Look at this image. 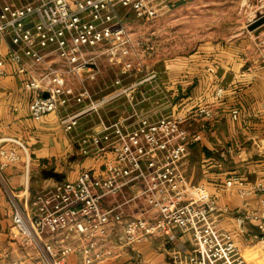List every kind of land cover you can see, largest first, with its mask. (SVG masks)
Masks as SVG:
<instances>
[{"label": "built area", "instance_id": "1", "mask_svg": "<svg viewBox=\"0 0 264 264\" xmlns=\"http://www.w3.org/2000/svg\"><path fill=\"white\" fill-rule=\"evenodd\" d=\"M159 2L31 0L23 6L0 4V37L10 35L14 44L7 54L0 50V79L7 73L8 62L29 75L28 85L35 92L29 107L35 120L68 107L71 100L89 99L88 105L60 117L66 131L77 128L87 111L119 94L130 105L140 106L145 97L135 99L132 93L146 81L160 87V75L155 70L147 72L141 60L133 61L136 46L118 12L123 6L134 8L140 16L153 14ZM255 13L248 24L264 15V2ZM258 47L264 53V35ZM115 52L125 56L115 90L96 102L88 88L76 92L69 76L88 70L89 78H95L100 72L99 57ZM133 71L144 77L124 83ZM223 93L219 87L217 94ZM195 113L207 120L216 115L208 104L199 105ZM232 115L237 118L239 110H232ZM187 120L188 115L174 111L157 117L129 115L110 123L102 120V128L83 135L79 144L86 156L102 158L103 167L84 169L76 179L58 182L33 196L27 185L23 195L8 183L2 169L19 160L20 154L16 148L3 149L0 182L13 207L17 242L25 251L14 264H68L73 253L82 256L83 264H100L135 243L176 230L190 232L195 246L188 255L176 251L177 264H245L233 235L219 224L217 196L205 183L188 180L183 159L203 135L190 131ZM11 140L27 150L22 141ZM235 184H240L243 195H261L263 208L238 215L237 223L242 228L247 221H256L264 239V180L249 186L233 174L225 187ZM141 205L142 212L130 213Z\"/></svg>", "mask_w": 264, "mask_h": 264}, {"label": "crops", "instance_id": "2", "mask_svg": "<svg viewBox=\"0 0 264 264\" xmlns=\"http://www.w3.org/2000/svg\"><path fill=\"white\" fill-rule=\"evenodd\" d=\"M30 1L0 0V4L23 6ZM244 1L255 9L264 2ZM248 25L238 22L220 31L209 30L196 48L166 58L163 68L157 71L159 83L170 92L172 111L188 115L186 127L203 135L183 159L189 182L205 183L210 193L217 196L221 207L219 224L233 235L244 263L264 264V239L258 223L247 221L242 228L237 223L238 215L263 208L261 195H243L240 184L225 187L233 174L249 186L264 180V53L258 47L264 24L259 30H249ZM13 48L10 35L0 37L3 54ZM6 68V75L0 79V160L3 149L16 148L20 154L19 160L2 169L10 186L24 195L27 185L33 196L58 182L76 179L84 169L103 167L102 158L82 153L79 139L101 129L104 119L93 125V116L86 117L91 126L84 131L81 126L79 129L82 121L77 128L66 131L59 111L42 120L33 119L29 106L35 92L28 85L29 75L19 72L16 63L8 62ZM219 87L224 88L222 96L217 94ZM201 104L215 109L212 120L195 113ZM234 109L239 110L237 118L232 115ZM11 138L22 141L27 150ZM143 210L141 205L133 207L130 213L139 214ZM12 217L13 207L0 182V264H14L25 256L17 242ZM194 247L190 232L170 231L135 243L100 264H177L174 253L188 255ZM68 264H83L82 256L71 254Z\"/></svg>", "mask_w": 264, "mask_h": 264}, {"label": "rangeland", "instance_id": "3", "mask_svg": "<svg viewBox=\"0 0 264 264\" xmlns=\"http://www.w3.org/2000/svg\"><path fill=\"white\" fill-rule=\"evenodd\" d=\"M244 2L243 0H160L157 11L153 14L140 16L134 8L123 6L119 7L118 13L128 24L131 38L136 46L137 53H133V61L141 60L142 66L147 72H151L162 69L166 58L196 48L201 39L208 35L209 30L220 31L226 25L248 23L257 13L255 7L248 4L249 2L247 4ZM124 60L125 56L119 52L101 55L97 60L100 72L95 78L90 79L88 70H85L80 76L70 75L69 83L78 93H84L83 89L88 88L96 102L117 87L115 79L121 76ZM143 77V73L133 71L131 75L125 76L123 82L129 84ZM162 77L164 79V76ZM162 86L163 84L159 87L151 81L139 85L132 95L135 99L145 97V103L140 106L130 105L126 96L119 94L110 102L93 107L81 117L79 129L81 126V131H84L91 126L90 119L86 118L91 115L94 125L100 118L113 122L129 115L136 117L148 113L157 117L162 113L173 112L172 106L169 105L170 92L165 91ZM88 102L89 99L80 102L71 100L68 107L59 110V114L62 116L66 112L80 109L88 105Z\"/></svg>", "mask_w": 264, "mask_h": 264}, {"label": "water", "instance_id": "4", "mask_svg": "<svg viewBox=\"0 0 264 264\" xmlns=\"http://www.w3.org/2000/svg\"><path fill=\"white\" fill-rule=\"evenodd\" d=\"M263 24H264V15L258 17L256 20L250 23L248 25V29L249 30H259ZM44 95L47 96L48 92H44Z\"/></svg>", "mask_w": 264, "mask_h": 264}]
</instances>
